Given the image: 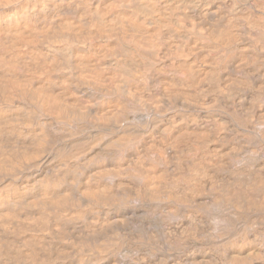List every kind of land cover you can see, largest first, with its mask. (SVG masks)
I'll list each match as a JSON object with an SVG mask.
<instances>
[{"label": "bare ground", "instance_id": "obj_1", "mask_svg": "<svg viewBox=\"0 0 264 264\" xmlns=\"http://www.w3.org/2000/svg\"><path fill=\"white\" fill-rule=\"evenodd\" d=\"M0 264H264V0H0Z\"/></svg>", "mask_w": 264, "mask_h": 264}]
</instances>
